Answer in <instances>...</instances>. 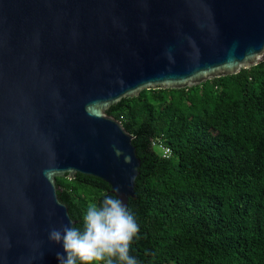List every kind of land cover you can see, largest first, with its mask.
<instances>
[{
  "label": "water",
  "instance_id": "1",
  "mask_svg": "<svg viewBox=\"0 0 264 264\" xmlns=\"http://www.w3.org/2000/svg\"><path fill=\"white\" fill-rule=\"evenodd\" d=\"M263 61L264 0H0V264H58L49 230L76 221L57 178L136 198L112 106Z\"/></svg>",
  "mask_w": 264,
  "mask_h": 264
},
{
  "label": "trees",
  "instance_id": "2",
  "mask_svg": "<svg viewBox=\"0 0 264 264\" xmlns=\"http://www.w3.org/2000/svg\"><path fill=\"white\" fill-rule=\"evenodd\" d=\"M108 114L135 137L141 160L128 203L137 264H264V61L192 88L145 90ZM57 185L81 229L89 205L116 197L82 174Z\"/></svg>",
  "mask_w": 264,
  "mask_h": 264
},
{
  "label": "clouds",
  "instance_id": "3",
  "mask_svg": "<svg viewBox=\"0 0 264 264\" xmlns=\"http://www.w3.org/2000/svg\"><path fill=\"white\" fill-rule=\"evenodd\" d=\"M70 225L49 230V241L63 249L56 253L58 264H114V258L137 264L129 249L139 225L122 199L106 195L99 206L89 205L82 229Z\"/></svg>",
  "mask_w": 264,
  "mask_h": 264
},
{
  "label": "built area",
  "instance_id": "4",
  "mask_svg": "<svg viewBox=\"0 0 264 264\" xmlns=\"http://www.w3.org/2000/svg\"><path fill=\"white\" fill-rule=\"evenodd\" d=\"M154 145L159 147V151L164 158H170L172 156V150L168 147H165L162 143H158V145L154 143Z\"/></svg>",
  "mask_w": 264,
  "mask_h": 264
}]
</instances>
